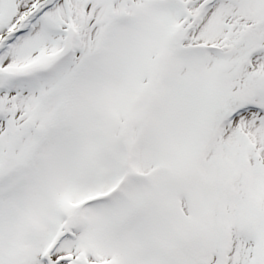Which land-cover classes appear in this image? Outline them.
Returning a JSON list of instances; mask_svg holds the SVG:
<instances>
[{
  "label": "snow or ice",
  "instance_id": "snow-or-ice-1",
  "mask_svg": "<svg viewBox=\"0 0 264 264\" xmlns=\"http://www.w3.org/2000/svg\"><path fill=\"white\" fill-rule=\"evenodd\" d=\"M0 264H264V0H0Z\"/></svg>",
  "mask_w": 264,
  "mask_h": 264
}]
</instances>
